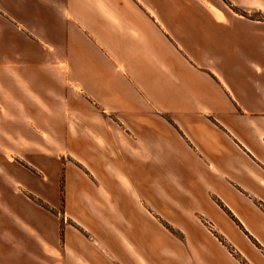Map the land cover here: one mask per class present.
<instances>
[{
	"label": "crops",
	"instance_id": "crops-1",
	"mask_svg": "<svg viewBox=\"0 0 264 264\" xmlns=\"http://www.w3.org/2000/svg\"><path fill=\"white\" fill-rule=\"evenodd\" d=\"M0 17L24 41L0 36L1 59L59 54L66 110L103 126L123 187L66 193L81 232L47 225L23 194L46 185L9 168L0 264H264V0H0ZM33 91L48 109L60 83Z\"/></svg>",
	"mask_w": 264,
	"mask_h": 264
},
{
	"label": "rangeland",
	"instance_id": "rangeland-1",
	"mask_svg": "<svg viewBox=\"0 0 264 264\" xmlns=\"http://www.w3.org/2000/svg\"><path fill=\"white\" fill-rule=\"evenodd\" d=\"M15 31L12 24L0 17V36L4 34L7 41L13 42L16 39L19 42L20 37H17ZM29 55H37L38 58L40 56L41 64L36 70L39 73L38 82L25 74L31 65ZM5 57V60L0 58V108L6 107L5 111H0V162L3 163L0 164V188H9L6 170L9 171L15 165L16 171H19L17 166H20L22 174L18 177L30 176L46 185L48 192L45 195L42 194L45 190L40 187L36 193L23 191V194L34 208L46 215L47 225H70L84 232L77 221L70 217L66 193L77 189L93 195L100 187L106 190L123 189L114 179L103 176V173L108 174L109 162L106 163L107 156L104 154H108L110 148L106 141H101L103 146L97 147L93 139V135H102L106 140L105 134H102L103 126L88 121L80 122L79 118L66 110L62 95L69 87L70 70L62 71L53 64L60 57L58 53L47 55L33 51L23 53L22 59L17 60H8L9 56ZM8 62L21 64L19 67L25 75L12 74L9 66L4 65ZM44 79L60 83V92L53 96L58 101H51L48 109L33 91L36 83L40 84ZM80 123H85V126ZM105 130L109 132V128ZM6 162L9 165L5 167ZM25 185L29 189H36L34 183ZM22 199L24 200L23 196ZM60 237L63 238L62 232Z\"/></svg>",
	"mask_w": 264,
	"mask_h": 264
}]
</instances>
